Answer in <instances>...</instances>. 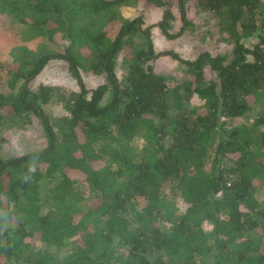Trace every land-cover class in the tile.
I'll list each match as a JSON object with an SVG mask.
<instances>
[{
	"label": "trees",
	"instance_id": "obj_1",
	"mask_svg": "<svg viewBox=\"0 0 264 264\" xmlns=\"http://www.w3.org/2000/svg\"><path fill=\"white\" fill-rule=\"evenodd\" d=\"M143 3L158 22L121 12ZM189 3L226 51L155 49L154 27L194 31ZM0 14L20 38L0 58V129L37 117L46 139L0 156V264H264V0H0ZM164 56L176 67L158 72ZM53 60L78 90L28 86Z\"/></svg>",
	"mask_w": 264,
	"mask_h": 264
},
{
	"label": "rangeland",
	"instance_id": "obj_2",
	"mask_svg": "<svg viewBox=\"0 0 264 264\" xmlns=\"http://www.w3.org/2000/svg\"><path fill=\"white\" fill-rule=\"evenodd\" d=\"M122 14L125 17H134L142 12L144 20L147 24H153L160 20L162 10L153 5L143 3L140 9L131 7H122ZM175 20L173 21L171 31L176 32L181 26L179 11L176 5L173 7ZM188 16L195 23L194 31H187L182 36L176 39H167L157 27L152 29L153 43L156 50H173L183 58H194L200 51L208 50L212 53L224 52L228 49L226 45L219 42L216 35H207L206 31L212 32L211 28L213 21L208 20V25L204 22L207 16L197 14L192 3L188 5ZM17 23L4 14H0V58L6 59L10 49L20 42ZM205 37V38H204ZM204 38V39H203ZM256 39L246 40V42L255 41ZM61 45L65 41H60ZM176 67V61L168 56L160 57L154 62V69L158 72H168ZM118 74L121 72L118 69ZM83 80L88 89L94 88L103 81L102 76L84 75ZM51 84L66 87L73 90H78V85L75 79L67 71L65 64L62 61L53 60L47 64L44 70L28 84L30 87H36L38 84ZM5 87L4 82L0 80V88ZM107 98V96H106ZM105 98V99H106ZM103 100V102L105 101ZM46 145V139L43 133L42 126L37 117H33L32 123L24 129H0V156L8 158L26 154L28 152L42 149ZM257 195L260 199L264 198L261 189ZM209 228V227H206Z\"/></svg>",
	"mask_w": 264,
	"mask_h": 264
}]
</instances>
